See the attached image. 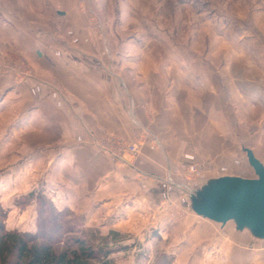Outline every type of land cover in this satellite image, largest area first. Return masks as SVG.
I'll return each mask as SVG.
<instances>
[{"label": "crops", "instance_id": "0c3cea01", "mask_svg": "<svg viewBox=\"0 0 264 264\" xmlns=\"http://www.w3.org/2000/svg\"><path fill=\"white\" fill-rule=\"evenodd\" d=\"M75 5V0H0V25L8 26L3 41L24 48V58L36 63L42 75L50 74L56 80L63 77L61 72L67 75L65 94L70 102L59 105L51 101L39 111L41 124L46 122L52 130L67 128L66 134L61 132L65 134L62 141L69 143L62 155L67 181L52 184L55 189H51L58 209L80 214L87 226L98 228L103 236L115 231L147 244L158 237L168 241L172 229L182 222L176 240L166 247L175 254L174 243L181 246L176 264H190L186 256L192 252L197 253L193 264L214 262L216 252H228L231 264L260 261L255 253H261V247H250V243L219 250L217 243L212 245L217 238L196 225L202 217L215 222L205 214L214 211V201L224 194L228 176L190 184L184 176L192 164L206 162L218 169L222 161H242L243 155L249 167L254 169L251 159L264 167L261 133L252 136L249 125H240L242 130L237 132L234 121L226 116L231 105L226 106V113L224 107L220 109V95H246L251 88L243 84L240 91L232 75L220 88L214 58L205 67L195 68L194 74L186 66L179 67L173 86L169 73L158 75L154 83V73L140 69L135 75L139 84L135 77L127 79L118 67L108 74L104 57H90L92 48H99L96 42L89 41L84 47L69 41V32L89 30L83 27ZM59 39L64 46L80 47V53L96 60L93 66L90 60L91 65L81 64L85 57L78 60L66 50L59 52ZM43 50L44 56L40 55ZM112 63L119 64L118 59ZM111 140L137 143L139 153L119 157L112 148L104 150L102 143ZM252 226L240 223L237 228L262 235Z\"/></svg>", "mask_w": 264, "mask_h": 264}, {"label": "rangeland", "instance_id": "374dc122", "mask_svg": "<svg viewBox=\"0 0 264 264\" xmlns=\"http://www.w3.org/2000/svg\"><path fill=\"white\" fill-rule=\"evenodd\" d=\"M75 2L74 9L81 15L80 18L85 24L83 27L89 30L79 34L69 32V41L80 42L84 47L89 41L96 42L99 48H92L90 57H104L108 74L118 67L127 79H136L137 72L139 74L140 69H145L154 73L152 78L154 83H157L158 75L169 73L172 74L169 82L173 86L177 82L176 73L179 67L186 66V69L194 74L195 68L205 67L206 63L214 58L218 62L220 88L225 87L223 84L227 79L230 80L231 75L240 91H243V84L250 87L251 92L248 90L246 95H220V109L224 107L226 113V106L230 108L231 105L232 111H228L226 116L234 121L237 132L242 130L240 125H249L252 136L261 133L262 136L259 135L258 138L262 140L264 155V0ZM5 27L8 28L0 25V205L9 212L7 228L36 233L38 218L43 213L37 201L38 197L52 201L57 207L55 195L51 192L52 188L55 189L52 184L67 181L62 155H66L65 147L69 144L66 140L62 141L65 139L67 128L62 126L59 130H52L46 122L41 124L39 111L42 105H49L51 101L59 102V105L70 102L65 94L67 75L61 72L63 77H60V80L52 79L50 74L42 75L40 69L35 67L36 63L24 58V48L3 41ZM22 30L26 33V30ZM60 39L64 37L61 36ZM60 39L59 52L66 50L78 60L80 56L85 57L81 64L91 65V61L93 66L96 60L80 53V47L74 46L73 49L67 44L65 47ZM44 51L40 52V55L44 56ZM115 58L119 64L112 63ZM179 62H186V65ZM60 97L63 99L59 100ZM50 116L49 112L48 117ZM52 132L55 136H52ZM58 132L59 135H56ZM55 152L59 156H56ZM253 160L251 159L250 163ZM262 161L264 165V159ZM198 165L203 169V173L189 174L191 165L184 172L189 184L197 179L224 176H228V181L258 179L244 155L242 161H222L218 169L206 162ZM31 193H34L33 197H30ZM71 212L73 216L64 220L65 227H72L77 231L82 224V227L89 228L80 214ZM181 223L179 222L180 227L175 225L172 229V236L168 241L156 238L147 244L145 241L131 238L115 246L110 245L109 248L115 250L112 259L115 264H171L173 258L172 264H176L179 258L177 250L181 246L178 247V241L174 243L176 248L172 250L175 254L168 253L166 247L176 240L177 231L184 227ZM196 225L201 227L202 232L210 233L218 239L213 241L212 245L215 247L217 243L219 250L227 251L240 247L241 244H246L247 247L250 243V247H261L262 252L255 253L260 256V261H252L253 264H264L263 234L259 236L258 232L253 230V235L250 230V233L244 230V235L237 228L240 225L238 222L222 224L211 222L205 217ZM87 235L92 236L91 233ZM258 236L260 238H257ZM69 237L80 235L75 232ZM227 253L216 252L212 256L215 261L206 264H231ZM196 254L192 252L186 256L190 264L195 262Z\"/></svg>", "mask_w": 264, "mask_h": 264}, {"label": "trees", "instance_id": "16d2710c", "mask_svg": "<svg viewBox=\"0 0 264 264\" xmlns=\"http://www.w3.org/2000/svg\"><path fill=\"white\" fill-rule=\"evenodd\" d=\"M37 201L43 213L38 218L36 233L8 230L9 212L0 205V264H115V250L109 246L131 239L115 231L103 236L99 229H86L81 223L74 231L64 226V220L73 216L70 210H59L44 197ZM75 232L80 237L70 238ZM171 261L172 264L173 258Z\"/></svg>", "mask_w": 264, "mask_h": 264}, {"label": "water", "instance_id": "95a60500", "mask_svg": "<svg viewBox=\"0 0 264 264\" xmlns=\"http://www.w3.org/2000/svg\"><path fill=\"white\" fill-rule=\"evenodd\" d=\"M258 179L227 180L224 194L214 201V211L205 215L217 223L252 224L264 235V167L253 160Z\"/></svg>", "mask_w": 264, "mask_h": 264}, {"label": "built area", "instance_id": "2783aa9c", "mask_svg": "<svg viewBox=\"0 0 264 264\" xmlns=\"http://www.w3.org/2000/svg\"><path fill=\"white\" fill-rule=\"evenodd\" d=\"M102 146L104 147V150H111L110 148H112V150L115 149L114 153L119 157L123 156L126 153L131 155L132 157H135L139 153V145L137 143L133 145H126L121 141L111 140V142L109 141L107 143H102ZM188 173L191 175H199L203 173V169L200 167V165L194 164L189 167Z\"/></svg>", "mask_w": 264, "mask_h": 264}]
</instances>
